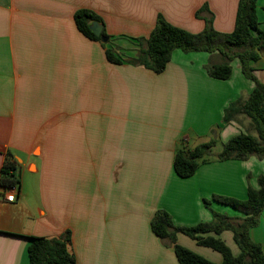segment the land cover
<instances>
[{
  "label": "crops",
  "instance_id": "0c3cea01",
  "mask_svg": "<svg viewBox=\"0 0 264 264\" xmlns=\"http://www.w3.org/2000/svg\"><path fill=\"white\" fill-rule=\"evenodd\" d=\"M238 4L0 0V170L10 155L20 174L19 190L0 187V264H30V237L68 231L75 264H179L173 247L151 229L159 209L176 226L212 222L211 211L244 218L214 196L246 200L248 186L258 188L264 175V160H213L189 178L174 169L181 144L193 148L214 138L223 145L245 132L242 116L223 122L224 110L246 102L254 88L239 61L229 80L207 73L208 65L222 62L218 53L177 49L159 74L114 64L102 43L85 37L74 20L76 11L91 10L114 38L110 45L135 57L136 39L149 37L159 14L199 33L211 13L214 28L231 33ZM203 6L210 13L197 18ZM257 13L264 26V0ZM256 69L264 83V57ZM12 192L16 199L10 202ZM250 236L264 252V218ZM220 238L234 256L240 254L231 231ZM177 243L223 262L220 253L184 234Z\"/></svg>",
  "mask_w": 264,
  "mask_h": 264
},
{
  "label": "trees",
  "instance_id": "16d2710c",
  "mask_svg": "<svg viewBox=\"0 0 264 264\" xmlns=\"http://www.w3.org/2000/svg\"><path fill=\"white\" fill-rule=\"evenodd\" d=\"M259 0H239L235 27L231 33L217 31L213 26V15L207 7L197 11L196 17L208 11L204 17L205 26L199 33H192L168 22L159 14L156 25L148 38H138L135 57H125L106 30L103 19L88 9H80L74 15L77 29L88 39L102 43L109 62L129 63L143 66L155 73L165 70L175 50L183 52L218 53L222 62L210 64L207 73L217 80H229L233 74L231 62L238 60L243 75L254 82V88L246 102L231 103L225 110L223 122L236 121L240 116L250 118L257 135L241 132L223 143L219 154H213L217 140H211L188 148L181 144L174 157V169L180 178L192 177L198 168L207 162L227 160H248L252 156L264 160V83L254 74L256 64L264 57V26L258 20ZM103 25L101 36L108 37L102 42L90 29V24ZM0 187L3 189L20 188V174L17 163L8 155L0 170ZM246 200L214 196V199L244 214L241 220L211 211L212 222H203L195 226H176L171 215L159 209L151 220L153 233L172 246L179 264H216L177 243V235L184 234L197 244L211 248L223 257L221 264H264V252L259 243L254 242L250 230L264 218V175L258 178V188L248 186ZM225 231H231L240 250L234 256L229 246L220 238ZM28 247L30 264H75L74 254L69 250L70 232L57 238L30 237Z\"/></svg>",
  "mask_w": 264,
  "mask_h": 264
},
{
  "label": "rangeland",
  "instance_id": "374dc122",
  "mask_svg": "<svg viewBox=\"0 0 264 264\" xmlns=\"http://www.w3.org/2000/svg\"><path fill=\"white\" fill-rule=\"evenodd\" d=\"M112 42V41H111ZM124 56L130 58L131 56L127 55V54H124ZM231 65L234 67V69L237 70L236 66H235V60L233 62H231ZM236 72V71H235ZM251 81V80H250ZM253 82V81H252ZM251 82V83H252ZM254 83V82H253ZM240 119V118H239ZM240 123L241 125L243 126V128L245 129V132L249 133V134H252V135H257L254 127H253V124L250 120V118L246 117V116H242L241 119H240ZM222 148V145L220 144V142L217 140L216 142V145L214 146L213 148V154H217ZM31 184V181L29 180H26V185H30ZM225 240V239H224ZM203 249H206V248H203Z\"/></svg>",
  "mask_w": 264,
  "mask_h": 264
},
{
  "label": "water",
  "instance_id": "95a60500",
  "mask_svg": "<svg viewBox=\"0 0 264 264\" xmlns=\"http://www.w3.org/2000/svg\"><path fill=\"white\" fill-rule=\"evenodd\" d=\"M90 29L92 30V32L96 36L101 37V40L103 42H107L108 41V37L101 36L102 30H103V25L101 23H98V22L91 23L90 24Z\"/></svg>",
  "mask_w": 264,
  "mask_h": 264
},
{
  "label": "built area",
  "instance_id": "2783aa9c",
  "mask_svg": "<svg viewBox=\"0 0 264 264\" xmlns=\"http://www.w3.org/2000/svg\"><path fill=\"white\" fill-rule=\"evenodd\" d=\"M14 189L16 190L17 188H14ZM6 198H7L8 201L13 202L16 199V194L14 192H12L11 195L10 194L7 195Z\"/></svg>",
  "mask_w": 264,
  "mask_h": 264
}]
</instances>
